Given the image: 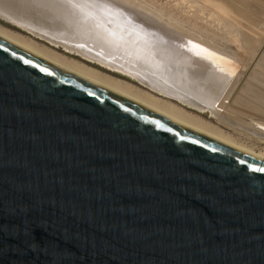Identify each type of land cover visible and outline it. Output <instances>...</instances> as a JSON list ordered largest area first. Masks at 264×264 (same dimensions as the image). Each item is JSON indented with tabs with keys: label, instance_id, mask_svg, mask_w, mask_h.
<instances>
[{
	"label": "water",
	"instance_id": "obj_1",
	"mask_svg": "<svg viewBox=\"0 0 264 264\" xmlns=\"http://www.w3.org/2000/svg\"><path fill=\"white\" fill-rule=\"evenodd\" d=\"M0 264H264V161L0 38Z\"/></svg>",
	"mask_w": 264,
	"mask_h": 264
},
{
	"label": "bare ground",
	"instance_id": "obj_2",
	"mask_svg": "<svg viewBox=\"0 0 264 264\" xmlns=\"http://www.w3.org/2000/svg\"><path fill=\"white\" fill-rule=\"evenodd\" d=\"M207 3L218 14L228 16L229 10L225 6ZM0 8L13 14H2L11 20L12 25L69 54L124 75L170 100L200 112L209 111L217 123L231 128L244 141L233 139L228 133L171 102L0 29L3 40L175 124L264 161V124L261 123L264 118L255 114L246 116L245 112L240 115L236 111L232 115L226 110L223 112L243 74L239 71L242 67L235 63L242 61L217 52L207 42L167 24L165 20L148 15L129 0H0ZM237 38L234 37L232 42L235 43ZM263 72L255 71L258 74L251 79L249 86L237 91L245 99L241 101L239 98L241 107L249 105L251 98L257 102L251 104V108L264 110ZM252 84L260 87L254 88Z\"/></svg>",
	"mask_w": 264,
	"mask_h": 264
},
{
	"label": "rangeland",
	"instance_id": "obj_3",
	"mask_svg": "<svg viewBox=\"0 0 264 264\" xmlns=\"http://www.w3.org/2000/svg\"><path fill=\"white\" fill-rule=\"evenodd\" d=\"M141 10L145 11L148 15H152L159 20H165L167 24L179 28L185 33L195 36L197 39L207 42L217 52L223 53L230 58L240 60L242 62L235 63V65L242 67L239 71H242L240 82L235 87L234 96L230 100L226 107L223 108V112L226 110L228 114L232 115L235 111L240 115L242 114L249 116L252 114L257 115L260 118H264V114L261 111L255 110L250 105H255L257 102L252 100L250 97V104L241 107L239 101L245 100L242 98V88L249 86L250 82L255 79V73L264 70V0H129ZM183 1V2H182ZM209 3L216 4L217 6H225L229 12L228 16L223 17L218 14L214 8L208 6ZM219 4H217V3ZM207 4V5H206ZM222 4V5H221ZM216 13V14H215ZM163 18V19H162ZM219 18V20L217 19ZM174 20V22H173ZM176 21V22H175ZM221 21V22H219ZM175 23V24H174ZM0 29L10 31L16 35L22 36L23 38L31 41L32 43L38 44L41 48L53 51L57 54L67 57L68 59L75 60L86 66L92 67L103 74L111 76L113 78L127 82L134 87L148 92L162 100L171 102L184 111L200 117L212 126H216L217 129L228 133L233 139H238L239 142L243 143V139L235 135V132L222 124L217 123L216 119L213 118L209 111L200 112L189 106L183 105L177 101L170 100L160 94L150 91L118 73L103 69L96 64H91L83 60L78 56L67 53L60 47H55L50 43L33 36L31 34L20 31L9 24L0 21ZM236 35V36H235ZM237 38V41L232 42L233 38ZM240 45V46H239ZM264 74V72H263ZM252 79V80H251ZM254 88L260 86L252 84ZM243 88V89H244ZM240 90V91H239ZM239 91V92H237ZM240 95V96H238ZM238 96V98L236 97ZM237 98V99H236ZM240 98V100H239ZM239 100V101H238ZM238 102V103H237ZM234 109L233 108V106ZM230 106V107H229ZM258 109L259 106H257ZM239 108V109H237ZM249 108V109H248ZM233 110V111H232ZM237 110H243L239 113ZM252 110V111H251ZM256 113H255V112ZM247 112V113H246ZM250 113V114H248ZM235 114V113H234ZM244 115V116H245ZM264 124V121L261 122ZM241 138V139H240ZM240 139V140H239Z\"/></svg>",
	"mask_w": 264,
	"mask_h": 264
}]
</instances>
